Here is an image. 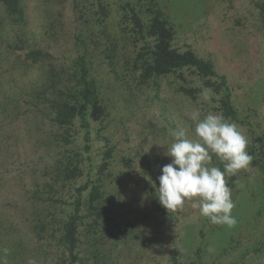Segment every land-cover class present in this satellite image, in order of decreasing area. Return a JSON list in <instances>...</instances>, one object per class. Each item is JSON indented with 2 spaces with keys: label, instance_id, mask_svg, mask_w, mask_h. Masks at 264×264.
<instances>
[{
  "label": "rangeland",
  "instance_id": "rangeland-1",
  "mask_svg": "<svg viewBox=\"0 0 264 264\" xmlns=\"http://www.w3.org/2000/svg\"><path fill=\"white\" fill-rule=\"evenodd\" d=\"M125 1L142 7L147 4V0H108L109 34L120 45L117 7ZM154 1L174 27L175 45L191 47L199 56L210 59L215 70L226 77L242 120L233 123L248 138V147L257 144V137H264V0ZM22 2L27 16L22 28L26 46L40 41L43 7L40 0ZM63 14L68 35L51 49L58 57L73 51L70 38L75 26L69 2ZM11 29L0 6V248L10 249L8 264H27L30 258L38 264H52L44 257H51V252L36 241L28 224L29 190L48 156L35 147L38 135L29 123L31 117L24 116L21 95L30 90L39 72L36 66L24 68L14 63L25 48L16 53L5 49L6 42L14 39ZM95 62L93 75L111 105L109 120L102 130L114 145L108 201L117 218L136 219L144 229L135 247L114 250L112 264H169L172 257L181 264L193 259L206 264H264V183L256 169L241 170L229 181L230 185L236 181L232 185V215L237 223L232 228L212 224L192 208V201H186L182 212H168L159 203L162 209L156 213L145 202L148 189L158 195L151 181L158 187L162 166L171 162L172 158L165 155V145L177 139L178 126L187 124L194 129L186 113L193 107L200 108L202 115L216 113L210 92L200 88L196 98L190 100L177 93L172 79L165 77L150 91L151 99L140 95L134 100L131 92L113 82L105 62ZM205 95L209 100L205 101ZM41 126L46 128L47 124ZM92 143L91 152L98 159L103 147L96 140ZM213 163L223 168L215 156ZM65 196L69 193L65 192ZM154 225L161 235H156L158 241L150 239V248L144 247L142 242L152 237Z\"/></svg>",
  "mask_w": 264,
  "mask_h": 264
},
{
  "label": "trees",
  "instance_id": "trees-1",
  "mask_svg": "<svg viewBox=\"0 0 264 264\" xmlns=\"http://www.w3.org/2000/svg\"><path fill=\"white\" fill-rule=\"evenodd\" d=\"M40 2V41L23 46L25 6L22 0H0L2 15L14 34L5 49L16 53L25 48L14 63L24 68L36 66L39 72L30 90L21 95L24 116L31 117L29 123L38 135L35 147L48 156L29 190V229L36 241L51 252V257H44L52 264H112L114 250L135 247L144 229L136 219L117 218L108 201L114 145L102 130L109 120L111 105L93 75L95 61L105 62L113 82L131 92L134 100L140 95L151 99L148 95L159 80L170 77L177 93L194 100L200 88L207 89L216 113L232 123L242 120L226 77L215 70L210 59L199 56L191 47L175 45L174 27L154 0H147L144 7L131 1L118 5L116 27L121 45L109 34L108 0ZM67 2L75 26L70 38L73 51L58 57L51 49L68 35L63 14ZM93 140L103 147L98 159L91 152ZM255 141L257 144L251 143L247 149L253 156L250 167L259 172L264 183V137L258 136ZM145 202L153 213L162 209L151 188ZM152 232V237L142 242L144 247L152 246L150 239L158 241V226L154 225ZM169 261L181 264L175 257ZM187 264L206 263L193 259Z\"/></svg>",
  "mask_w": 264,
  "mask_h": 264
},
{
  "label": "clouds",
  "instance_id": "clouds-1",
  "mask_svg": "<svg viewBox=\"0 0 264 264\" xmlns=\"http://www.w3.org/2000/svg\"><path fill=\"white\" fill-rule=\"evenodd\" d=\"M204 99L207 101L209 97L205 95ZM186 115L194 129L187 124L178 126L177 139L165 145V155L172 159L161 168L157 177L159 186L149 180L158 192L159 203L168 212H182L186 201H192V208L198 209L212 224L232 228L237 223L232 215L235 208L232 185L236 181L231 185L229 181L252 163L248 138L221 113L202 115L200 108L193 107ZM214 156L222 169L213 163ZM9 254V248H0V264H8ZM27 264L38 262L30 258Z\"/></svg>",
  "mask_w": 264,
  "mask_h": 264
}]
</instances>
